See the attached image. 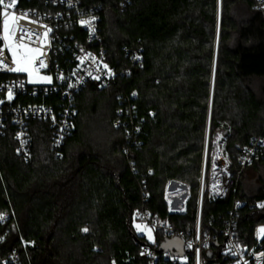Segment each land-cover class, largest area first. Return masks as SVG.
Returning a JSON list of instances; mask_svg holds the SVG:
<instances>
[{
  "label": "trees",
  "instance_id": "16d2710c",
  "mask_svg": "<svg viewBox=\"0 0 264 264\" xmlns=\"http://www.w3.org/2000/svg\"><path fill=\"white\" fill-rule=\"evenodd\" d=\"M80 2L99 8L116 77L108 87L90 83L77 94L74 128L58 152L44 121L31 122L29 161L16 152L11 125L0 133V211L13 209L16 216L0 225V264L21 237L35 240L22 250L23 264H143L137 249L146 239L132 226L139 211L193 231L209 113L212 135L223 134L231 171L239 169L236 145L264 131V18L254 0H221V9L219 0ZM57 98L41 91L14 103ZM128 107L130 113L117 115ZM260 167L264 160L246 168L222 199L206 196L205 234L223 223L235 196L264 198V179L255 194L242 182ZM172 180L190 191L180 213L168 208ZM260 223L264 207H241L236 238L252 246ZM218 245L212 241L204 250V264L230 261ZM177 264H194L193 256Z\"/></svg>",
  "mask_w": 264,
  "mask_h": 264
},
{
  "label": "built area",
  "instance_id": "2783aa9c",
  "mask_svg": "<svg viewBox=\"0 0 264 264\" xmlns=\"http://www.w3.org/2000/svg\"><path fill=\"white\" fill-rule=\"evenodd\" d=\"M5 3H11V0H5ZM254 3L264 18V0H254ZM7 11L10 14V33L14 26L16 32L14 36L10 34L9 40L3 39L4 7L0 5V61H3L0 64V73L5 75L0 78V133H3L8 124L11 125L14 128L12 138L16 152L25 161H29L34 141L31 122L36 120L48 123L51 129L50 147L58 152L74 128L77 94L90 83L100 88L108 87L114 81L116 71L106 58L107 50L103 45L98 7H85L80 0H16L15 6ZM11 16H15L16 20L13 21ZM20 29L27 32L23 40L20 39L23 34ZM21 44L23 47H20ZM13 51L16 59L21 64L29 65L34 75L49 76L50 82L46 79L33 83L28 79V72L9 71L8 68L17 66L13 63ZM139 57L140 53H135V60ZM41 62L43 67L40 66ZM41 91L53 93L58 98L49 104L14 103L19 96L35 97ZM130 109L118 108L116 113L118 116L127 115ZM209 118L210 113L207 128ZM119 123V119L114 121L115 126ZM217 134L222 135V132ZM236 148L239 163L236 171L229 169L228 154L225 153H219V158L212 162L210 176L207 174L208 165L205 167L202 163L193 231L179 230L169 221L153 216L148 211L138 212L136 219L148 223L155 231L153 241L143 240L138 244L137 254L143 264H177L187 261L190 255L193 256L194 264H204V250L212 241L219 244L222 255L230 258L227 264H264V223L255 227L252 246L243 245L234 231L241 207L263 208L264 198L249 201L235 196L223 223L212 233L205 234L203 231L206 196L212 200L222 199L242 177L246 168L256 161L264 160V131L252 135L244 144H237ZM182 188L181 184L175 187L170 182L167 184L166 199L170 212L184 211L190 191L188 188L184 195H180L178 190ZM148 197L149 194L145 195L144 200ZM179 203L183 204L182 209H179ZM15 217L13 209L0 211V225L15 220ZM175 237L184 242L185 254L178 256L174 251L161 253L160 245ZM2 238L0 237V241ZM34 245L35 240L21 237L20 247L9 252L1 263L23 264L22 250L25 252Z\"/></svg>",
  "mask_w": 264,
  "mask_h": 264
},
{
  "label": "rangeland",
  "instance_id": "374dc122",
  "mask_svg": "<svg viewBox=\"0 0 264 264\" xmlns=\"http://www.w3.org/2000/svg\"><path fill=\"white\" fill-rule=\"evenodd\" d=\"M219 8L221 9V0H219ZM220 12L221 10H219V13ZM218 49H219V34L215 41L216 53ZM28 67L30 69L29 65ZM47 77L49 76L34 75L32 72H31V75H29L28 73V79L33 83L43 82L44 80H46L45 78ZM253 84L255 85L256 88H258L259 86L258 81H253ZM213 95H214V81H213L212 89H211V103L213 100ZM211 131H212V128H211V115H210L209 125L206 131V140H205V147H204L203 161H202L205 167H206V164L208 165L207 167L208 176H210V173L212 171V162L215 161L217 158H219V153L221 154L225 153L227 155V152L224 150L223 134L218 135L216 133L212 135ZM228 160H229V155H228ZM260 179H264V167H260L259 169H254V170L249 171L242 181L245 191L248 192L249 194L257 193L258 188L261 186ZM181 184H183V188L178 190V194L184 195V193L186 192V189H188V186L184 183H181ZM182 208H183V204L179 203V209H182ZM138 225L139 227H137ZM132 226L137 236L145 237L147 241L154 240L155 231L148 223L140 221L138 219H134Z\"/></svg>",
  "mask_w": 264,
  "mask_h": 264
},
{
  "label": "snow or ice",
  "instance_id": "6c2138e0",
  "mask_svg": "<svg viewBox=\"0 0 264 264\" xmlns=\"http://www.w3.org/2000/svg\"><path fill=\"white\" fill-rule=\"evenodd\" d=\"M15 3H16V0H11V3H7V4L5 3V0H0V5H2L4 7V12H3V15H4V19H3V32H4V37H3V39L6 40V41L9 40L10 34L12 36H14L15 35V32H16V28L14 26L12 28V30H11V33H10V28H9V18H10V14L7 11V9L13 8L15 6ZM11 19L13 21H15L16 20V17L15 16H11ZM82 23H89L90 24V22H82ZM20 31L23 33L21 35L20 39L23 40L24 39V36L27 35V32L25 30H23V29H20ZM20 47H23V45L21 44ZM12 55H13V63L16 64L17 66L14 67V68H8V70L9 71H14V72H28L29 75H31V71H30L28 65L26 63L25 64H21V61H19V60L16 59V53H15V51H13ZM25 59H27V58L25 57ZM0 64H3V61H0ZM40 66L41 67L44 66L42 62H41V65ZM4 67H7V65H4ZM105 67H107V66L105 65ZM95 78L98 79L99 77H95ZM45 79L49 80V82L51 80L50 77H47ZM70 87H71V85H70ZM134 95H135V93H134ZM9 99H11V89H9ZM137 227H139V225ZM82 230L84 232H87L88 231L87 228H84ZM262 231H264V230H262Z\"/></svg>",
  "mask_w": 264,
  "mask_h": 264
},
{
  "label": "water",
  "instance_id": "95a60500",
  "mask_svg": "<svg viewBox=\"0 0 264 264\" xmlns=\"http://www.w3.org/2000/svg\"><path fill=\"white\" fill-rule=\"evenodd\" d=\"M159 251L161 253L165 251H174L176 255L183 256L185 254L184 242L177 237L167 239L160 245Z\"/></svg>",
  "mask_w": 264,
  "mask_h": 264
},
{
  "label": "crops",
  "instance_id": "0c3cea01",
  "mask_svg": "<svg viewBox=\"0 0 264 264\" xmlns=\"http://www.w3.org/2000/svg\"><path fill=\"white\" fill-rule=\"evenodd\" d=\"M170 184H171V186L172 187H175V185H177V184H181L180 182H177V181H174V180H172V181H170ZM181 185H183V184H181ZM185 186V185H184Z\"/></svg>",
  "mask_w": 264,
  "mask_h": 264
}]
</instances>
